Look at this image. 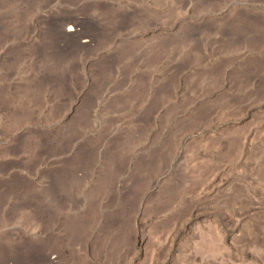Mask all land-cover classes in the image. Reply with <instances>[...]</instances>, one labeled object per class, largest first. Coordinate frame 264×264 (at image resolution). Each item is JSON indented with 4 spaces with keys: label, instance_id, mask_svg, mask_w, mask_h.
<instances>
[{
    "label": "rangeland",
    "instance_id": "1",
    "mask_svg": "<svg viewBox=\"0 0 264 264\" xmlns=\"http://www.w3.org/2000/svg\"><path fill=\"white\" fill-rule=\"evenodd\" d=\"M76 14L101 32L55 62ZM263 26L264 0H0V263L264 264Z\"/></svg>",
    "mask_w": 264,
    "mask_h": 264
},
{
    "label": "bare ground",
    "instance_id": "2",
    "mask_svg": "<svg viewBox=\"0 0 264 264\" xmlns=\"http://www.w3.org/2000/svg\"><path fill=\"white\" fill-rule=\"evenodd\" d=\"M244 21H247V20H244ZM249 22H250V20H249ZM249 22H248V24L245 22L241 27H239L238 30H239V33H241V34H238V36L236 35L238 40L244 38L245 35L248 33H253L255 28H254V26L249 24ZM259 26H262V25H259ZM259 26H258V28H261ZM85 27L86 28L91 27L92 32H90V34L89 33L84 34V31L86 29L83 31V28H85ZM48 30L51 33V35L47 39L48 40V44L46 47V49L48 48L46 51L47 56L51 57L52 60H54L55 62L61 63L64 60L70 58L74 53H76L79 49H81L85 45H92V43L96 40V37L100 34L101 27L99 26V23H96V22L91 23L89 20L81 18L79 16V14H76V15H70V16H66V17L63 16L58 23H52V22L49 23ZM194 32L191 33L192 36L195 35ZM236 32H237V30H236ZM260 36H262V35H260ZM263 37H264V34H263ZM237 43H240V42H237ZM40 52H42V50H40L38 52V56L41 55ZM44 74L40 77L41 80H43V82L50 80V79H48L49 78L48 74H46V73H44ZM55 77H53V78H55ZM55 79H57V78H55ZM53 81H55V80H52V82ZM57 81H58V79H57ZM58 82H60V81H58ZM48 259H49V256L47 255L46 260H48ZM0 264H26V263H23V261H21V260H14L12 258H10V259L8 258L7 260L1 262Z\"/></svg>",
    "mask_w": 264,
    "mask_h": 264
}]
</instances>
